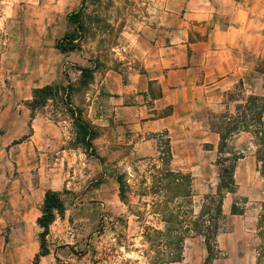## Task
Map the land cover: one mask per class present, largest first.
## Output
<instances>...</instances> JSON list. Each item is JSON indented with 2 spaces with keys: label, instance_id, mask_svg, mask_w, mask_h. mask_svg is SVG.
<instances>
[{
  "label": "rangeland",
  "instance_id": "obj_1",
  "mask_svg": "<svg viewBox=\"0 0 264 264\" xmlns=\"http://www.w3.org/2000/svg\"><path fill=\"white\" fill-rule=\"evenodd\" d=\"M167 1L86 0L82 5L81 0H0V109L13 106L15 117L28 108L24 97L36 86L71 85L75 91L67 100L96 133L91 147L78 142V129L65 105L64 93L35 112V117L61 122L66 146L73 155L57 158L56 188L65 211L50 228V253L39 264H179L170 263L179 239H184L182 264H204L207 251L198 235L199 226L204 211L205 220L216 218L210 199L219 196L223 197V216L218 219L220 254L216 252L219 257L214 264L258 262L264 242L261 164L257 163L247 177L237 176L232 193L223 188L218 194L221 168L231 167L232 162L220 167L204 164L203 158H183L186 162L181 165L182 158H171L165 136L157 138L158 147L142 149V139L152 136H136L134 127L130 129L116 118L115 105L109 99V88L118 91L120 81L139 70L137 36L154 21L152 16L167 10ZM180 3L170 0V10L173 5L178 10ZM79 11L84 25L80 47L64 54L57 49L58 41L76 28L68 16ZM263 62L264 58L258 59L254 73L247 78L248 92L238 88L232 94L242 103L230 119L216 122L222 129L231 128L244 113L250 119L245 109L247 96L264 98V80L256 72ZM83 68L94 70L92 77L84 78ZM13 93L21 99L16 104ZM238 107L242 108L237 111ZM5 131L0 130V136ZM25 132L29 135L32 129ZM249 135L256 157L264 156V146ZM228 148L233 151L230 145ZM7 151L10 155L11 149ZM220 158L233 157L224 153ZM168 172L192 178L190 196L185 187H176ZM119 178L126 186L124 201ZM6 183L0 177V264H34L42 230L33 215L24 219V210L11 207ZM233 205L239 215L232 214ZM194 222L195 230L187 232Z\"/></svg>",
  "mask_w": 264,
  "mask_h": 264
},
{
  "label": "crops",
  "instance_id": "obj_2",
  "mask_svg": "<svg viewBox=\"0 0 264 264\" xmlns=\"http://www.w3.org/2000/svg\"><path fill=\"white\" fill-rule=\"evenodd\" d=\"M169 4L137 36L139 70L128 73L118 91L109 88V99L116 118L134 127L136 136H152L142 139V149L158 147L157 138L165 136L171 158H203L204 164L216 165L221 143V123L216 122L242 103L232 94L238 88L248 92L247 78L264 58V0H181L178 10ZM46 86L33 88L24 101ZM12 97L15 104L21 100L16 93ZM13 110L0 109V130H6L0 136V177L7 181L11 207L24 210V219L33 215L37 223L46 193L60 191L57 158H73L72 149L61 122L32 119L28 108L12 117ZM26 128L32 133L26 135ZM249 134L240 132L228 141L243 154L234 179L247 177L258 163Z\"/></svg>",
  "mask_w": 264,
  "mask_h": 264
},
{
  "label": "trees",
  "instance_id": "obj_3",
  "mask_svg": "<svg viewBox=\"0 0 264 264\" xmlns=\"http://www.w3.org/2000/svg\"><path fill=\"white\" fill-rule=\"evenodd\" d=\"M82 5L86 2V0H81ZM81 11H79L76 14H72L71 16H68V21L70 23H73L76 28L70 32L65 34V36L58 41L57 49L60 50L62 53H72L79 49L80 47V41H81V35L84 31V25L80 19ZM82 72L84 73V78L92 77V74L94 70L90 69H82ZM256 72H258L264 80V62L258 66L256 69ZM82 85L87 84V81L85 79H82L81 81ZM74 88L71 85H68L67 87L64 86H46L43 88H36L33 90L32 100L28 102L26 105L28 108L31 109L32 119L35 118L37 111H39L41 108H44L48 101L54 100L56 97L60 96L61 93H64L65 95V105L67 106V110L72 114L73 116V122L74 125L78 129V142L83 146H89L91 147V140L95 138L96 133L92 130L90 124L87 122L81 120V118L78 116V113L73 108L71 102L67 100L69 95L71 96L74 92ZM264 98H259L257 96L251 95L247 98L246 102V112L250 113V119L247 120L245 113L244 117H241L240 120L235 122V124L229 128L226 129L227 126L223 129L221 127L220 135H221V143L219 146V154L220 156L224 153H227L231 155L233 158L222 160V158H218L217 160V166L221 167V164L224 165V162L230 161L232 162L231 167H223L221 168L220 173V184L218 189L221 191L223 188L228 190L229 192H233V189L236 187L234 174L237 162L241 159V154H238L234 151L228 150L229 144L228 141L231 139L232 136L235 134H238L240 132H249L252 133L256 139L261 142V145L264 146ZM242 107H238L237 111L240 110ZM75 117V118H74ZM231 116L224 115L222 119L228 120ZM170 153V148L168 146L167 149ZM171 160V158H170ZM258 163L261 164L263 170H264V156L257 158ZM170 180H172L176 187H185L187 189V193H192V178L188 175H185L180 172H168ZM262 174L264 176V171H262ZM120 183V198L122 201L126 200V186L124 182L119 178ZM219 196V195H218ZM208 198V197H207ZM210 203L212 205H215L216 209V218L212 221V219L205 220V211L202 215V225L199 226V232L198 235L201 236L204 239L205 248L207 251V257L204 261V264H214L215 260L219 257L218 254H220V251H218V245H217V235L219 231L218 227V219L223 216V197L219 196V199L211 198ZM65 211V205L61 197V193L57 191H48L45 196L44 205L42 208V216L38 219L37 224L39 228L42 230L40 234V252L35 257L34 264H39L41 258L46 257L49 255L50 250L48 247L47 238L50 234V228L53 225V223L56 220L57 215L62 214ZM232 214L233 215H239V213L236 210V206L233 205L232 207ZM262 221L264 222V216L262 217ZM196 222L191 223V229L189 227V230L187 232H190L192 229L195 230ZM195 227V228H194ZM168 232H172L171 227H168ZM263 235V234H262ZM175 247V254H173L174 259L171 260L170 263H183V248H184V239H179L177 242L174 243ZM218 251V252H217ZM216 252L218 254H216ZM262 254V255H261ZM258 262L257 264H264V242L259 250V256H258Z\"/></svg>",
  "mask_w": 264,
  "mask_h": 264
}]
</instances>
